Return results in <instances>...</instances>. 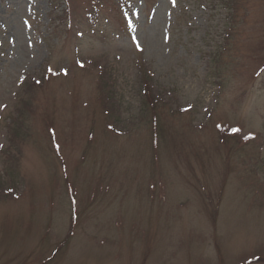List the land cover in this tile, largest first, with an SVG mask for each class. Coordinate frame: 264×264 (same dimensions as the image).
Segmentation results:
<instances>
[{
    "label": "rangeland",
    "instance_id": "374dc122",
    "mask_svg": "<svg viewBox=\"0 0 264 264\" xmlns=\"http://www.w3.org/2000/svg\"><path fill=\"white\" fill-rule=\"evenodd\" d=\"M0 264H264V0H0Z\"/></svg>",
    "mask_w": 264,
    "mask_h": 264
},
{
    "label": "trees",
    "instance_id": "16d2710c",
    "mask_svg": "<svg viewBox=\"0 0 264 264\" xmlns=\"http://www.w3.org/2000/svg\"><path fill=\"white\" fill-rule=\"evenodd\" d=\"M53 1V0H52ZM93 3V2H92ZM94 4V10L96 11L97 7H98V3H93Z\"/></svg>",
    "mask_w": 264,
    "mask_h": 264
}]
</instances>
